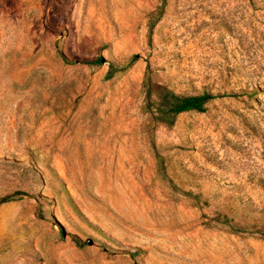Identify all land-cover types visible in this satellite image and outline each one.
I'll return each mask as SVG.
<instances>
[{"label":"rangeland","instance_id":"obj_1","mask_svg":"<svg viewBox=\"0 0 264 264\" xmlns=\"http://www.w3.org/2000/svg\"><path fill=\"white\" fill-rule=\"evenodd\" d=\"M161 3L0 0V264H264V0Z\"/></svg>","mask_w":264,"mask_h":264},{"label":"trees","instance_id":"obj_2","mask_svg":"<svg viewBox=\"0 0 264 264\" xmlns=\"http://www.w3.org/2000/svg\"><path fill=\"white\" fill-rule=\"evenodd\" d=\"M167 0H162L160 6L156 7L153 11L149 12L147 15V26H148V36L153 33V30L157 22L161 19ZM139 59L138 55L132 56L127 66L124 68L118 69L113 65H109L108 71L105 75V79L109 80L113 78L118 72H123L133 65ZM92 65H99L101 63L100 59H95L92 62H86ZM148 69V67H147ZM155 90L151 87L150 83L147 81L144 82L141 89V94L143 96V106L141 108L143 114L146 117H149L150 120L155 124H160L165 127H172L175 123L177 117L181 114L196 112L203 113L206 110V105L213 99L217 98L210 92L204 90L202 92L184 94L171 91L169 89H163L161 94H156ZM155 95H158L159 98H156ZM155 148V146H154ZM154 157L156 160V172L161 178L169 179L170 186L174 192L178 191V187L174 184L170 176H168L167 166L165 164L164 158L160 155L158 151L155 150ZM6 199H3L2 202H6ZM223 223L229 225L232 231L237 232V229L231 224L227 218L223 220ZM251 228L259 227V225L249 224ZM263 226V225H262ZM264 227V226H263ZM253 228V229H254ZM77 243V240H74ZM130 256L134 258L135 253H130Z\"/></svg>","mask_w":264,"mask_h":264}]
</instances>
